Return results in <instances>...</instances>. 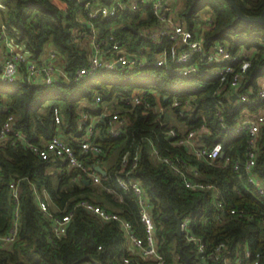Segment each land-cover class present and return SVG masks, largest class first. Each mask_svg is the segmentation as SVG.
<instances>
[{
	"label": "trees",
	"instance_id": "obj_1",
	"mask_svg": "<svg viewBox=\"0 0 264 264\" xmlns=\"http://www.w3.org/2000/svg\"><path fill=\"white\" fill-rule=\"evenodd\" d=\"M97 2L108 7L117 1L129 0H0L5 6L0 9L1 24L8 26V35L15 37L29 51V58L20 68L25 73L28 64L43 63L42 57L48 47L56 51L69 73L85 66L88 52L76 42L74 31L84 24V4ZM242 12L249 16L264 13V0H235ZM209 9L211 25L204 34L206 49L217 43L226 45L231 55L252 48L251 64L240 80L238 92L260 89L258 80L264 77V25L247 23L238 18L229 0H184L177 13L192 31L202 24L199 13ZM142 13H145L142 18ZM155 18L148 5H141L135 12L118 9L109 19L96 18L100 38L113 34L125 42L131 54H140L148 48V59H154L164 45L140 35L143 26H150ZM235 65H238L236 62ZM211 66L201 63L200 73L195 76H178L172 67H136L133 69L103 71L95 77L79 82L59 80L51 84H27L20 80L8 83L0 78V131L8 116L14 115L13 131L0 142V235L12 227L18 211V234L14 242L0 244V264H97L103 262L121 264L126 255L127 242L116 222H102L98 216L82 206L80 200H88L106 210L117 212L129 220L142 235L140 215L136 201L130 192L124 191L117 177H130L139 181L151 203V214L157 227L156 238L160 253L166 264H184L185 256L190 264L197 259L194 243L176 234V217L189 216L193 234L200 237L207 250L219 243H226L229 257L234 260L249 248L253 255L262 254L264 264V200L248 181L246 170L248 134L236 131L235 124L245 112L258 115L264 110V101L239 104L220 89L219 78L210 74ZM136 88L146 90L151 109L138 106L125 112L126 123L119 137H112L104 123H100L97 143L101 155L83 154L87 165L108 162L106 176L98 185L93 182L73 181L78 173L65 163L52 162L35 154L21 139L19 131L33 143L40 144L54 135L66 137L78 151V118L82 101L93 102L96 96L103 101L120 100L134 94ZM167 97V99H166ZM188 101L187 109L171 108L178 121L184 125L169 126L154 106H170L173 99ZM61 108L63 123L54 124V108ZM221 111L222 117L217 115ZM59 127V129L57 128ZM173 127L178 136L191 130L201 129L199 146L213 147L222 144L224 157L215 160L197 157L185 145L174 143L167 135ZM152 142V143H150ZM153 146L164 157L175 163H186L196 170L201 181L212 184L215 190L187 188L183 176L172 167L153 157ZM129 151L130 161L121 165L122 155ZM139 160L132 168V158ZM99 161V162H98ZM191 171V172H192ZM264 185V126L257 140L256 164L253 168ZM194 179L193 174L188 175ZM12 184L18 185L19 205L12 196ZM50 196L51 209L57 214L73 211L66 233L52 240V222L39 209L35 190ZM113 189L123 195L122 202L114 199ZM216 193L223 200V209L217 205ZM96 197L97 199H95ZM243 209L244 214H230L231 209ZM61 210V211H59ZM102 246V249H98ZM214 264V263H210Z\"/></svg>",
	"mask_w": 264,
	"mask_h": 264
},
{
	"label": "built area",
	"instance_id": "obj_2",
	"mask_svg": "<svg viewBox=\"0 0 264 264\" xmlns=\"http://www.w3.org/2000/svg\"><path fill=\"white\" fill-rule=\"evenodd\" d=\"M141 5L150 6L154 23L150 26H143L140 30V35L155 43H166L164 47L156 52L154 59H148L150 53L148 48L142 49L140 54H131L125 47V42L116 38L113 34L106 38H100L99 27L96 26L94 20L96 18L109 19L116 16L118 9L135 12ZM5 6L0 2V9L4 10ZM83 20L86 27L75 33L76 39H82L88 35L92 39L93 53L88 58L85 66L76 70L75 73H69L60 60V55L51 50L48 59L43 63L32 62L28 64L25 73L21 72V64L27 60L22 52L10 51L0 58V78L8 83H16L20 80L27 84H51L59 80L79 82L81 80L97 76L103 71L133 69L136 67L159 66L165 69L172 67L173 72L178 76H195L200 73L201 63L211 66L210 74L219 78L220 89L228 88L230 95L237 94L234 99L239 104H250L264 101V88H260L256 93L253 90L247 92H238L240 80L251 64L253 54L257 52L255 48L247 51L238 52L231 55L226 45L217 43L209 49H206L204 44V34L211 25V18L202 21L203 24L199 28L192 31L185 22L176 15L167 0H129L124 3L117 1L116 6L108 7L97 2L87 1L84 4ZM142 18L146 17L142 13ZM86 28L85 30H83ZM0 36L3 39H8V26L1 24ZM109 45V48L107 46ZM264 52V51H263ZM238 65H235L234 63ZM102 101L98 96L94 105ZM110 101L109 107H105L99 112L94 109L85 108L79 113L78 118V151L72 146L66 137L54 135L50 140L40 144L33 143L23 135L16 131L15 136L39 157L48 159L52 162L65 163L69 169H75L78 173L74 176L73 181L80 183L84 180H90V183L100 184L102 175L98 173L94 163L87 165L80 156L87 153L101 155L102 147L97 143L98 133L100 134V123H104L107 132L112 137H119L126 123L125 112L128 109H133L138 106L151 109L153 106L146 97V90L141 93L133 94L130 97H125L118 102ZM116 101V100H115ZM120 105L122 109H118ZM188 108L189 102L182 103L177 98L173 99L170 109L174 107ZM164 108V107H163ZM159 105L154 106V111L163 114L164 110ZM221 118V111L217 112ZM15 116H8L7 120L2 125L0 131V142L7 138L8 133L13 131ZM63 123V115L61 108H54V124L60 126ZM264 126V113L258 114L254 119H247L243 116L235 124L236 131H246L248 138L246 170L249 174L248 181L256 188L257 193L264 200V185L259 181L258 177L253 174V168L256 164L257 156V140L261 128ZM59 129V127H57ZM204 132V127L201 129L191 130L186 135L178 136L177 130L170 127L167 130V135L174 140L178 145H195L197 138L201 137ZM201 139V138H200ZM152 143V142H150ZM222 152V144L216 143L213 147L199 146L194 147L193 153L204 159L215 160ZM153 157L161 162L169 164L172 169L183 176L185 185L191 189H210L215 190L214 185L207 184L200 180V176L196 170L187 168L186 163L181 161V164L173 162L168 157H164L160 151L153 146ZM139 160V155L136 154L132 158V168H135ZM130 161L129 151L122 155L121 165L127 166ZM99 162V161H98ZM102 165V164H101ZM192 171V172H191ZM131 172V171H130ZM130 172L126 177H117L118 185L126 192H130L134 197L138 213L140 215L142 235L138 229L129 220L125 219L117 212H112L100 207L88 200H80L77 206H82L90 213L98 216L102 222H116L122 230L127 242L126 255L121 259V264H166L165 257L160 253L157 244L156 232L157 227L151 214V203L143 186L139 181L131 178ZM107 174V171H106ZM193 174L194 179H189L188 175ZM12 196L14 201L19 205L18 185L12 184ZM35 190L36 201L39 209L52 222V240L61 238L71 222L73 211L65 214H57L51 209V198L46 191L43 193ZM114 194V199L122 202L123 195L115 192L113 189H108ZM218 201L216 202L220 209H223V200L216 193ZM61 211V210H59ZM243 209H231L230 214H244ZM264 222V221H263ZM191 219L189 216H182L180 228L182 236L188 242L194 243L197 252V259L194 264H262V254L253 255L249 248H245L242 255L237 256L234 260L229 257L228 246L226 243H219L212 250H207L202 239L191 230ZM18 234V211H16L15 221L6 234L0 235V244H9L16 240ZM98 249H102L99 246ZM110 264H114L109 261ZM97 264H104L97 262Z\"/></svg>",
	"mask_w": 264,
	"mask_h": 264
},
{
	"label": "crops",
	"instance_id": "obj_3",
	"mask_svg": "<svg viewBox=\"0 0 264 264\" xmlns=\"http://www.w3.org/2000/svg\"><path fill=\"white\" fill-rule=\"evenodd\" d=\"M171 6V5H170ZM171 8H172V11L177 15V12H176V9L173 7V6H171ZM80 17V19H81V21L83 22V24H84V26L83 27H86V25H85V20H83V17H82V15L81 16H79ZM208 18H211V17H208ZM202 21H205V18H203V19H201ZM206 20H207V18H206ZM203 24V23H202ZM82 27V28H83ZM81 28V29H82ZM80 29V30H81ZM86 28H84L83 30H85ZM77 31H79V30H76V31H74V33H77ZM86 31V30H85ZM1 33V32H0ZM76 42H77V44H78V46L80 47V48H84V49H86L87 50V52H88V57L89 56H91V54L93 53V44H92V39H90L89 37H88V35L86 36V37H84V38H82V39H76ZM23 47H25L23 44H20V43H18L17 41H16V39H15V37H13V36H11V35H9V37H8V39H3V38H1V36H0V58L1 57H3V55L4 54H6V53H8V52H10V51H13V52H22L23 54H25V52H24V50H23ZM51 50H53V49H51L50 47H48L47 48V50L45 51V53L43 54V57H42V60H43V62H45L47 59H48V56H49V53H50V51ZM141 51V50H140ZM60 60H62V57L60 56ZM259 85H260V88H264V84L263 83H259ZM134 94H137V93H134ZM98 96H96L95 97V99L97 98ZM100 97H101V95H100ZM95 99H94V101H95ZM112 100H114L113 102H118V101H120V99L119 98H113V99H111L110 101H112ZM116 100V101H115ZM94 101L93 102H88L87 100H85V101H82L81 102V104H80V107H79V113H80V111L82 110V109H85V108H91V109H94V111L95 112H99L100 110H102V109H104L106 106L107 107H109L108 105H109V103H110V101H101L99 104H98V106H95L94 105ZM117 107H118V109H122V107L120 106V105H117ZM163 108V107H162ZM163 110H164V112H167L168 110H170V108L169 107H164L163 108ZM264 111V110H263ZM259 114H261V113H259ZM175 115V114H174ZM256 115H254V114H251V113H249V112H245L244 114H243V117L244 118H247V119H254V117H255ZM179 122V121H178ZM180 125V122H179V124H178V126ZM181 126H179V128H180ZM180 129H182V128H180ZM97 135H99V133L97 134ZM68 135L66 136V138L68 139ZM99 137V136H98ZM197 146V144L195 143V145L193 144V145H189V146H186V149L187 150H189L191 153H193V150H194V147H196ZM97 165H101V164H97ZM106 171H107V169H108V166H109V164H108V162L107 161H105L102 165H101ZM199 175V174H198ZM89 184V183H88ZM96 185H98V184H96Z\"/></svg>",
	"mask_w": 264,
	"mask_h": 264
},
{
	"label": "water",
	"instance_id": "obj_4",
	"mask_svg": "<svg viewBox=\"0 0 264 264\" xmlns=\"http://www.w3.org/2000/svg\"><path fill=\"white\" fill-rule=\"evenodd\" d=\"M232 4V6L234 7V9L236 10L237 12V15H238V18H240L241 20L247 22V23H252V24H262L264 25V13L261 14L260 16H249V15H246L242 12V10L239 8V6L237 5V3L235 2V0H229ZM107 48H109V45L107 46ZM23 50L25 52V56L26 58L28 59L30 54H29V51L26 50L25 47H23ZM237 97V94H234L233 95V99H235ZM167 99V97H166ZM202 137H207L206 135L204 136H201L200 138ZM225 155L224 152H221L220 154V157L223 158ZM94 168L95 170L100 173L103 177L106 176V170L101 166V165H94ZM84 182L86 184L90 183V180L86 179L84 180ZM176 221H177V230H176V234L178 236H181L182 235V232H181V228H180V221H181V217H176ZM184 264H190V261H189V258L187 256H185V262Z\"/></svg>",
	"mask_w": 264,
	"mask_h": 264
},
{
	"label": "rangeland",
	"instance_id": "obj_5",
	"mask_svg": "<svg viewBox=\"0 0 264 264\" xmlns=\"http://www.w3.org/2000/svg\"><path fill=\"white\" fill-rule=\"evenodd\" d=\"M168 4L173 6L175 9H176V12L178 13L181 8L183 7V4H184V0H167ZM199 16H200V20L203 19V18H208V17H211V12L209 9H204L202 10L200 13H199ZM258 83H263L264 84V77H261L259 80H258ZM144 90L142 88H136L134 90V93H141L143 92ZM160 106V104H159ZM261 113H264V111H262ZM163 116H165L166 120H168V124L169 126H178L179 122H178V119L176 118V116L174 115V113L170 110H168L167 112H163L162 114ZM179 126H181L180 129ZM178 126L179 130H181L182 132L185 130V127L183 124L180 123V125ZM95 199H97L96 197H94Z\"/></svg>",
	"mask_w": 264,
	"mask_h": 264
}]
</instances>
